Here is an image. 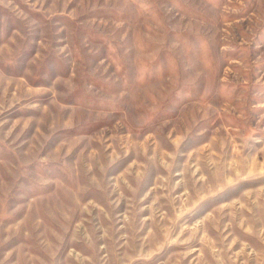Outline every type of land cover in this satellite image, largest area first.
<instances>
[{
    "label": "rangeland",
    "instance_id": "rangeland-1",
    "mask_svg": "<svg viewBox=\"0 0 264 264\" xmlns=\"http://www.w3.org/2000/svg\"><path fill=\"white\" fill-rule=\"evenodd\" d=\"M0 264H264V0H0Z\"/></svg>",
    "mask_w": 264,
    "mask_h": 264
}]
</instances>
